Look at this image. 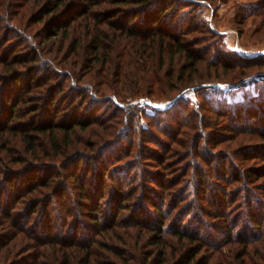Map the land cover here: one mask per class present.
<instances>
[{
	"label": "trees",
	"instance_id": "1",
	"mask_svg": "<svg viewBox=\"0 0 264 264\" xmlns=\"http://www.w3.org/2000/svg\"><path fill=\"white\" fill-rule=\"evenodd\" d=\"M19 3L17 26L14 32L16 35H24L22 38L29 41V44L27 42L17 44L18 46L27 44L29 52L25 53L26 55L12 52L10 56L4 58V66H0V114L4 110L2 117L6 119L0 124V138L4 137L5 133L12 136L19 133L26 149L31 151L35 158L42 157L40 144L48 143L66 157L61 162L65 169L67 163L72 160L74 171L71 177L74 185L79 188L81 200H84L78 208L86 207L85 212L95 223L93 224L95 233L115 227L121 219H124V217H117L120 211L130 210L127 212L128 216L125 215L126 219L131 221L132 225H140L151 233V243L154 247L149 252L150 264L167 263L169 249L176 245L172 243L173 238H178L181 244L183 243V252L172 264H264V186L259 188L263 189L262 196L254 192L253 186L250 185H247L248 191L244 194L242 190L246 189V186L241 182L244 181L242 177L233 178L229 175L226 177L225 174L221 175L222 173L218 174L216 171L212 176L213 183L211 176L205 177L201 165L194 168V171H197L194 172L198 175L197 178L192 177L191 168L194 166L192 163L196 160V164L202 163L198 161L199 157L208 164L209 159L214 157L218 159L215 154L221 153L214 148L217 140L213 138L211 140L205 131H197L193 125V121L198 119L197 115H192L188 122L182 121L172 126L171 132L167 134L168 138L160 141L164 144L162 152L150 154L149 151L147 152L148 148L141 151L136 159L126 160L125 165H120L124 168L116 169L120 171L119 178L116 177L115 168L120 166L110 169L107 165H103L99 168L101 164L95 163L94 160L103 156L102 148L85 151L78 146L85 143L87 146H94V143H97L106 147L110 142L117 140L118 136L123 134L119 132L120 125L124 120L129 119L126 115L127 110L119 104L118 98H123L124 93L128 94L129 91L133 92L136 89V92H142V87L150 83L151 78L153 82L160 81L158 75L161 73V66L172 67L169 70L171 80L183 79L185 83L195 80L194 74L199 69L198 66H205V58L210 61L208 65L212 67L211 62L214 64L216 60L213 59V61L212 55L209 56V54L214 46L210 45L209 49L199 50L198 45L201 44L197 41L198 39L186 37L191 31L198 30L194 20L188 21L185 25L186 15H192L189 11L193 6L191 2L189 0H20ZM13 5L11 0H0V23L2 24L0 25V48L11 38V36L4 38L6 29L9 32L13 31L10 26L7 28L8 18L5 15L11 14L10 18H13L12 13L15 10L12 8ZM178 8H181L180 12H176ZM150 10L154 12H151V16H146L148 19L146 20L145 13ZM262 12L264 13V5ZM176 13L177 16H175ZM113 15H120L119 24L115 20H110ZM179 15L182 16L178 17ZM176 17L178 21H175ZM34 24H39V30H34ZM20 26L25 29L19 28ZM18 28L20 33L17 32ZM256 28L264 29V14ZM29 32H35V35L39 36V42L32 44V39L28 37L32 36ZM117 46L122 47L121 55L113 57L111 54L118 49ZM146 53L147 59H143ZM240 55L245 57L241 60L242 62H238L239 66L247 63V69L263 68L250 73L252 75L243 72L242 77L262 76L255 79V91L248 92L238 103L222 100L227 105L220 102L217 103L218 106H215L217 108H213L221 114H230L234 121L238 120V122L243 118L247 120L250 113L251 119L258 114L264 117V57L261 54L247 56L240 53ZM121 56L123 58H120ZM37 61L43 62L44 65L48 64V66H41V69H44L43 67L47 69L45 74H34L35 71L36 73L39 71L40 66H32V70L27 67L25 69L23 66H13L23 63L33 64ZM219 64L229 66L233 62L223 61ZM84 69L91 70L93 75L99 77L96 82L97 78L89 77L91 74L87 76L88 81L93 79L90 81L95 83L93 88L88 85L80 86L74 80L83 78V75L87 73L81 74V70ZM69 79L72 80L70 87L65 86V81ZM68 92L71 93L70 96ZM103 94H109L110 96L106 97L109 100L113 98L107 117L101 116L94 119L92 116L79 113L82 107L89 111V106L94 103L92 101L101 98L95 96ZM64 100L70 106L74 104L67 116L70 118L67 123L58 120V117H61L59 112ZM85 101L87 102L84 105ZM88 101L91 102L88 103ZM20 109L23 116L34 113L23 122L22 129L19 128L20 124L12 122L18 116ZM91 115L95 114L92 112ZM160 115L162 116L161 111L157 110L152 117ZM137 118L132 120L138 122ZM249 121L253 122V120ZM155 125L158 127L157 124ZM203 126H210L209 122ZM242 126L247 129V122ZM148 129L142 127L141 131ZM80 131H86V134L90 137L94 136L95 140L85 142L83 135L78 133ZM261 132L264 133V128ZM60 136H64L62 150H60L62 147ZM196 136L202 137L203 141H198ZM145 139L149 142L154 141L149 138H143V141ZM132 147L133 144L128 143V148L123 150L127 151L125 156H129L128 158L133 155ZM4 149L8 151L7 138L0 140V182L2 179L7 180L5 183L9 185L11 194L22 190L16 196L17 198L11 201L12 204L5 207L3 211L0 210L5 213V218L0 220V225L24 229L18 222V217H15L17 211L13 210L24 200L26 208L32 213L37 211L41 202H45L48 207L56 195L59 196L62 207H69V204L63 200V186L58 191L54 190L45 196L34 197V194H43L44 188L55 187L54 176L34 173L25 180L20 177L15 178L23 170L11 168L12 170L8 171L4 167L9 155L3 152ZM222 153L221 156L225 162L228 156L233 155L230 152ZM146 158L158 172H155L153 185L145 179L142 186L138 184L137 187L142 191L144 188L150 190L145 198L142 197V201L134 203L137 199L130 200V198H133V192L136 189L134 183L138 181L135 178L136 167L141 166V170L148 175L152 172L144 165L143 160ZM20 159L23 158L20 157ZM44 161L46 160H42V163ZM87 163H93L92 171L98 172L99 181L95 179L93 173L90 174V170L86 174H83L85 173L83 170L81 172V167ZM102 163L105 162L102 161ZM88 174L92 175V179L88 178L87 181L85 176L87 177ZM10 175L14 178H8ZM248 175L245 180L249 182L257 181L254 178L260 176L256 168H249ZM130 183H132L130 188L125 186ZM152 186L158 187L152 190ZM228 188H235V190L228 192ZM26 193H30L31 196H26ZM156 196L159 200L153 201L151 198L156 199ZM146 198L149 202L145 201ZM107 199L109 203H112L111 205H115L111 211L114 216L112 219L104 220L101 206ZM238 199H243L245 205L247 204L243 212H238ZM10 200L6 198L5 201L8 203ZM172 217H174L173 224L176 223L171 227L169 220ZM41 226H45L51 234L54 233L53 229H58L53 220H46L44 223L38 220L35 230L40 229ZM49 233L41 236L33 232L32 235L41 245L52 243L51 246H60L57 250L60 256L58 264H74V260L76 264H92L93 244L96 238H86L84 241L83 238L81 240L84 233L79 235L74 233L69 242H63ZM104 245L106 246L107 243ZM64 247L67 250H64ZM46 253L42 252L41 255L46 256ZM5 258V254L1 253L0 261ZM27 263L33 264L32 261ZM36 264L48 263L37 261Z\"/></svg>",
	"mask_w": 264,
	"mask_h": 264
},
{
	"label": "rangeland",
	"instance_id": "2",
	"mask_svg": "<svg viewBox=\"0 0 264 264\" xmlns=\"http://www.w3.org/2000/svg\"><path fill=\"white\" fill-rule=\"evenodd\" d=\"M11 1L14 4L12 8L15 9L12 13L13 18H10L11 14H6L5 16L8 18L6 23L7 28L10 26L13 31L9 32V30L6 29L4 33V38L10 36L11 38L8 39L5 44H3L2 48H0V66H4V58L10 56L9 54L12 52H17L18 54L24 55H26L25 53L29 52V47L27 44H22L20 46L17 45L18 43L21 44L24 42L29 44V41L22 38L24 35H16V32H14V28L17 26L16 18L18 17L17 10H19L18 5L20 4V0ZM189 1L191 2V5H193L191 7L192 9L189 10L192 15H186L187 21H185V25L188 21L194 20L198 26V30L191 31L186 37L193 40L198 39L197 41H199L201 44L198 45L199 50H201V48L209 49L208 46L210 45L214 46L212 47L209 54V56L212 55V60H216L214 64L211 62L212 67L211 65H208V62L210 63V61L205 58V66H198L199 69H197V72L194 74L195 80L185 83L183 79L175 78L171 80L169 78V70L172 67L169 65L161 66V73L158 75V79L160 81L153 82V79L151 78L152 81L150 83H146V85L142 87V92H136V89V91L133 92L129 91L128 94L124 93L125 97L123 98H118L116 96L119 100V104L124 106V108L127 110L126 115H128L129 118L127 121L124 120L123 124L120 125L119 132L123 134L120 137L118 136L117 140L110 142L106 145V147H102V144L97 143H94V146H87L86 143L83 145L80 144L78 146L80 149L85 151L102 148L104 150L103 156L100 159L94 161L96 164H101L99 165V168H102L103 165H107L108 168L110 167L111 169L115 166H120L122 164L125 165L126 160H133L134 158L136 159L138 155L141 154V151L147 150L148 148L149 149L147 152L149 151L150 154H155L157 151L162 152V147L164 144H162L160 141L166 140L168 138L167 134L171 132L170 130H172V126L175 124L177 125L178 122L180 123L182 121H189V118L192 117V115H197L198 119L193 121V125L197 131H205L206 135H209L211 140L212 138L217 140V142L215 141L214 148L216 150H220L221 153L215 154L217 155L218 159H216V157L209 159L208 164L199 157L198 161L202 163L196 164L197 160L195 163H192V165H194L191 168L193 173L192 177L197 178L198 175L195 174L197 171H194V168L201 165L200 167H203L204 173L206 175L205 177L211 176V181L213 183L214 181L212 180V176H214L213 174L216 171H218V174H225L226 177L227 175L231 177L233 176V178L240 176L239 178L242 177L241 179L244 180L241 182H243L246 186V189L242 190L244 194L248 191L247 185H250L253 186L254 189H251H253L254 192H258L259 195L261 194L262 196L263 189L259 188L260 186H264V133L261 132L264 128V117L259 116L258 114L251 119L250 113L247 120L243 118L238 122V120L234 121L230 114H221V112H217L213 110V108H217L215 106L219 105L217 103L223 102L222 100L238 103L239 100L245 97L248 92L252 93L255 91V79L262 77L258 76L254 78H247V75H245L246 77H242L244 75L243 72H246V74L248 72L249 75H252L250 73L256 70H263V68L257 69L254 67L253 69H247V63H243L244 65L239 66L238 62H242L241 60H243L245 57L240 55V53L247 56L261 54V56L264 57V29L260 30L256 28V26L261 22L262 16L264 14L262 12L264 0ZM152 11L153 10L146 11L145 19L146 16L149 17V15H152ZM180 11L181 8H178L176 12ZM140 16L142 15L140 14ZM175 16H177V13ZM180 16L182 15H179L178 17ZM120 19V15H113L110 20H115L117 24H119ZM175 21H178L177 17ZM0 25L2 24L0 23ZM174 25L177 26L176 24ZM33 27L35 31L39 30V24H34ZM19 28L25 29L23 26H20ZM19 28L17 31L18 33H20ZM29 33L32 35L28 36L30 39H32V44L39 42V36H36L35 32ZM117 48L118 49L113 51L111 54L113 57L116 55H121L120 52L122 47L117 46ZM67 49V51L70 52V49ZM134 51L136 52V49ZM120 58H123V56ZM143 59H147V53L146 56L143 55ZM223 61L233 62V64H230L229 66H223V64H219ZM218 64L222 66H219ZM13 66H23V68L26 69L27 67L31 70L32 66H40L38 67L39 71L37 73L36 71L34 72L35 75H40V73L45 74L47 70L45 67H43L44 69H41V66H48V64L44 65L43 62L40 63V61H37L33 64L23 63L22 65L14 64ZM83 72L87 73L84 74L85 76L83 75L82 79L76 78L74 80H76L80 86L88 85L92 87L95 83L90 82L93 79L88 81L87 76L91 74L89 77L97 78L95 79L96 82L99 77L93 75L92 71H89V69L81 70V74ZM84 79L85 81H83ZM71 83V79L66 80L65 86L70 87L72 85ZM97 86L99 87V85ZM68 93V96H70L71 93ZM107 96L110 95L103 94L102 96H95L101 98L92 101L94 103L89 106V111L82 107L79 110V113L85 116H92L94 119L95 117L98 118L101 116L107 117L108 111L113 102V98L109 100L106 98ZM90 99L92 98L90 97ZM86 102L87 101L84 102V105ZM90 102L88 101V103ZM221 104L227 105V103L224 102ZM73 105L70 106L68 102L64 100L59 112L61 117H58V120L63 121L64 123L69 122L70 118H67V116L70 113L71 107H73ZM157 110L161 111L162 116L160 115L152 117L154 114H156ZM92 112L95 115H91ZM2 113L0 114V124L4 123L6 120L5 117H2ZM32 115H34V113H29V116H23L22 109H20L18 116L12 122L20 124L21 126H19V128L22 129L23 122L26 121L27 118L32 117ZM38 116L39 118L41 117L40 114ZM132 118H137L136 120H138V122L133 121ZM173 118H175L174 121L176 123L173 121ZM249 120H253V122ZM170 122H172L171 125ZM207 122H209L210 126H203V124ZM243 122H247V129L243 128L242 124H245ZM155 124H157L158 127ZM142 127L147 129L149 128L147 130L148 132L145 130L141 131ZM78 133L83 135V140L87 143H89L88 140H95V137H90L88 134H86V131H80ZM3 136L4 137H1L0 140L5 138L8 139V151L7 149H4L3 152L9 154L7 156L6 162L4 163V167H6L8 171L12 169L23 170L20 171V175H16L15 178L20 177L24 180L34 173L42 175L52 174V176L55 178L54 181L56 182L55 187H50L51 189L48 187L44 189L42 188L44 193H39L40 195L34 194V197H40L42 195L45 196L47 193L50 194L51 192H54V190L58 191L59 188L63 186V200L69 204V207H62L61 200L59 199V196L56 195L53 197V202L48 207H46L47 205H45V202H41L39 203L37 211L32 213L30 212V209L26 208V203L23 199L24 202L19 203L17 207L13 208V210L17 211L15 217H18V222L23 225L24 229H14L11 226L0 225V252L6 256L3 261H0V264H28L27 262L29 261H32L33 264H36L37 261H44L48 264H58L60 256L58 255L57 250L60 248V246H51L52 243L51 245H41L39 242H37V240L34 239L32 235L33 232H35V235L41 234V236H46L49 233L45 226H41L40 229L35 230V225L38 223V220H40L41 223H44L46 220H53V222L56 223L58 229H53L54 233L49 234H51L53 237L56 236V238H60L63 242H69L74 236V233L78 235L80 233H84L81 237V240L83 238L84 241H86V238H96V241L93 244L94 248L92 254V264H150L149 252L154 247V245L151 243V233L147 229H143L140 225H132L131 221L126 219L125 215H127V212H130V210L120 211L117 217H124V219H121L119 224H117L115 227L105 231L102 230L103 232L100 231L95 233L93 230V224L95 223H93L92 218H90L85 212L86 207L78 208V206L82 205L84 200H81L79 188L74 185V180L71 177V174L74 171L72 164L73 161L71 160L69 163H67L68 165L65 169L61 165V162L66 157L59 153V150L54 149L52 145L48 143L42 145L40 144V155L42 157L35 158L34 154L26 149V145H24L21 141L19 133L14 136L10 135L9 133H5ZM73 137L77 136L73 135ZM59 138L60 143H62L60 150H62L64 146V136H60ZM143 138L153 139L154 141L149 142L147 139L143 141ZM197 139L200 142L203 141L202 137H198ZM128 143L133 144V155L130 158H128L129 156H125L127 151H123L128 148ZM119 152L123 153L124 156H121V153ZM222 152H230V154H233V157L228 156L225 162V159L221 156V154H223ZM20 157L23 159H20ZM18 159L20 161H18ZM42 160L46 161L42 163ZM147 160L149 159L146 158L143 161L145 162L144 165L150 168V171H152L149 175L145 174L144 171L141 170V166H137L135 169V178H137L138 181H142L141 183H138V181L134 183L136 184V189L133 192V198H130V200L137 199V201L134 200V203L142 201V197L145 198L146 193L150 190L144 188L142 191L139 187H137L138 184L139 186H142L145 183L143 182V179H145L148 181V183L153 185L154 176L156 175L155 172H158L155 171L156 167L150 165V163H148L149 161ZM102 161L105 163H102ZM92 166L93 163H87L81 167V172L83 170L85 172L83 174H86L90 170V174L93 173L95 179L99 181V174L96 171H92ZM117 168H120L119 170H121L124 167L120 166L115 168L116 177L119 178L121 176L120 171H117ZM249 168H256V170L259 171L260 176L254 178L257 181L249 182L245 180L247 179V176H249ZM90 174H88L87 177L85 176L87 181L89 180L88 178L92 179V175ZM8 178L14 177L10 175ZM5 181L7 180L2 179V182H0L1 211H3L5 207L12 204L11 201L15 200L17 198L16 196L22 190L20 189V191L11 194L9 185L5 183ZM131 184L132 183H130V185L126 184L125 186H129L128 188H130ZM157 187L158 186H152V190H156ZM132 189H134V187H132ZM234 190L235 188H228V192H233ZM25 195L31 196L30 193H26ZM6 198L11 200L6 203ZM158 198L159 197L156 196V199H153V197L151 199L155 201L159 200ZM145 201L149 202V199L146 198ZM244 201L246 202V198ZM244 201L243 199H238V212H243L246 210L247 204L245 205ZM111 204L112 203H109L107 199V201H105L101 206L104 220L106 218L112 219L114 216L111 211L115 208V205ZM1 211L0 220H3L5 218V213ZM173 222L174 217L169 220V225H171V227L176 223L175 222L173 224ZM15 233L16 235L14 236ZM104 243H107V245L105 246ZM172 243L176 245H173V247L171 246L169 249L170 254L167 257L166 264H172V262H174L175 259H177V257H179L183 252V243L181 244L178 238H173ZM65 248L66 247H64V250H67ZM42 252H47V255H41ZM76 263L77 262L74 260V264Z\"/></svg>",
	"mask_w": 264,
	"mask_h": 264
}]
</instances>
